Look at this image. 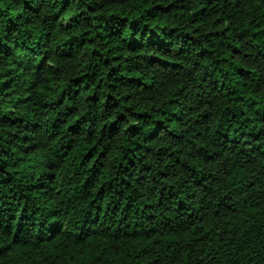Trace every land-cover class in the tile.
<instances>
[{
  "label": "trees",
  "instance_id": "1",
  "mask_svg": "<svg viewBox=\"0 0 264 264\" xmlns=\"http://www.w3.org/2000/svg\"><path fill=\"white\" fill-rule=\"evenodd\" d=\"M0 264H264V0H0Z\"/></svg>",
  "mask_w": 264,
  "mask_h": 264
}]
</instances>
